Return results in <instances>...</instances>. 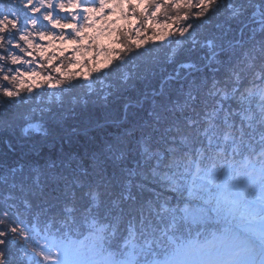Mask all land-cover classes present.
I'll list each match as a JSON object with an SVG mask.
<instances>
[{
    "label": "trees",
    "instance_id": "obj_1",
    "mask_svg": "<svg viewBox=\"0 0 264 264\" xmlns=\"http://www.w3.org/2000/svg\"><path fill=\"white\" fill-rule=\"evenodd\" d=\"M125 8L82 60L39 44L43 0H0V255L15 264H47L43 240L101 244L112 264L207 261L217 238L253 234L194 185L264 170V0ZM196 209L214 224L194 227Z\"/></svg>",
    "mask_w": 264,
    "mask_h": 264
},
{
    "label": "rangeland",
    "instance_id": "obj_2",
    "mask_svg": "<svg viewBox=\"0 0 264 264\" xmlns=\"http://www.w3.org/2000/svg\"><path fill=\"white\" fill-rule=\"evenodd\" d=\"M43 4L46 9L42 12L43 19H39L41 26L37 35L40 37L41 43L39 44H44V47L52 43L54 47L61 48V51L64 45L73 44L75 46L73 50L82 60H85V57L87 59L93 52L94 43L99 35L110 40L109 31L112 25L116 20L125 22L126 12H128L125 8L127 0H43ZM76 4H78L77 7ZM39 5L42 6V4ZM45 18H51V21H48L49 25L46 24ZM118 24H114V27ZM167 33L162 35V40H167ZM108 64L109 60L102 63L105 66ZM84 67L87 65L84 64ZM36 71V67L24 69L23 76L28 77ZM85 71L87 72L84 75L85 79H88L92 68L88 67ZM223 172V169H218L217 172L207 170L198 172L199 181L195 182L194 187L198 189L197 192L209 189L210 194L216 189L215 194L212 193L213 197L207 200L206 204L211 205L212 199L215 200L217 207L216 210L211 209V212L214 214H220L218 210L223 212L224 220L219 221L220 225L226 226L231 221L230 217H239L241 222L236 224V228L238 230L248 229V232L251 228L253 234L251 237L245 235L244 238H234V231H231L224 239L217 238L219 239L217 245H214V249L209 252L210 257L207 261L203 255L191 250L192 256L188 264H201V260L205 261V264H264V170L258 168L248 177L241 174L237 178H233L229 170ZM219 206L223 208L219 209ZM201 210L196 209L189 212L190 223L194 227L199 225L201 228L213 225L212 217H209L205 210ZM100 245L92 243L91 246L86 247L85 252L78 253L72 249L69 250L71 246L68 243L55 244L53 248L45 245L44 240L39 243L47 257V264H112L118 259L116 257L118 255L115 256L116 259H112V257L99 254L98 252L103 250ZM105 248L109 249L107 246ZM22 256L18 255L17 258L20 259ZM200 257L202 259H199ZM0 264H15L13 254L5 255L3 258L0 255Z\"/></svg>",
    "mask_w": 264,
    "mask_h": 264
}]
</instances>
